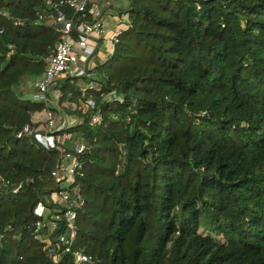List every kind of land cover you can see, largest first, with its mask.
Masks as SVG:
<instances>
[{
    "label": "trees",
    "instance_id": "1",
    "mask_svg": "<svg viewBox=\"0 0 264 264\" xmlns=\"http://www.w3.org/2000/svg\"><path fill=\"white\" fill-rule=\"evenodd\" d=\"M43 1L0 0V264H72L32 238L58 155L15 137L44 109L23 88L58 40ZM127 2L106 60L55 85L100 124L48 107L87 147L73 248L96 264H264V0Z\"/></svg>",
    "mask_w": 264,
    "mask_h": 264
},
{
    "label": "built area",
    "instance_id": "2",
    "mask_svg": "<svg viewBox=\"0 0 264 264\" xmlns=\"http://www.w3.org/2000/svg\"><path fill=\"white\" fill-rule=\"evenodd\" d=\"M125 1L126 5L118 7V10L116 6L112 7L104 0H44L45 8L52 10L48 17L58 34V40L52 51L42 59L44 67L41 75L34 79L24 78L27 89L32 92L31 101L42 103L44 109L33 114L31 126H23L16 132L15 137L31 138L44 151L58 155L50 176L59 191L51 193L48 197V203L55 204L56 208L48 211L42 201L36 202L32 209L35 218L32 238L43 245L46 255L53 258L66 255L72 264H96L90 255L73 248L76 237L75 218L83 205L76 182L83 175L82 163L78 156L87 150V147L74 142L71 133L65 131L74 120L66 114L57 117L48 107L86 115L91 126L100 124L99 109L90 99L74 101L70 100L68 95L62 101L55 85L57 81L69 77H90L91 59L97 52L104 51L102 48L105 47L106 51H109V56L118 37L129 27L128 14L124 9L128 0ZM110 9H114V12L109 15L107 11ZM38 19H41L40 15ZM14 24L17 25L18 22L15 21ZM81 56L84 57L83 60H80ZM78 85L81 91L93 89L90 83L83 89L80 83ZM89 111L91 114H88ZM69 144L71 148L67 147ZM54 193L57 198L51 197ZM61 229L65 231L63 234H54Z\"/></svg>",
    "mask_w": 264,
    "mask_h": 264
},
{
    "label": "rangeland",
    "instance_id": "3",
    "mask_svg": "<svg viewBox=\"0 0 264 264\" xmlns=\"http://www.w3.org/2000/svg\"><path fill=\"white\" fill-rule=\"evenodd\" d=\"M104 1H107L110 4V6H112V7L116 6L117 8L120 7V6H125L126 5V1L125 0H104ZM119 9L120 8H118V10ZM79 58H80V60H83L84 57L81 56ZM105 60H106L105 56H101L99 58V62L100 63L104 62ZM89 65H92V64H89ZM82 76H79V77H82ZM79 77H76V78H79ZM77 82L80 83L82 89L87 86L86 84L82 83L83 81H81V80H78ZM90 85L92 86L93 89H95V90L97 89V85L94 82H90ZM23 88H24V92H25L24 93L25 97L30 99L32 92L27 89L25 83H23ZM67 147L71 148V144L67 145ZM60 186H64V184H60ZM51 197L52 198H57V195L54 193Z\"/></svg>",
    "mask_w": 264,
    "mask_h": 264
},
{
    "label": "crops",
    "instance_id": "4",
    "mask_svg": "<svg viewBox=\"0 0 264 264\" xmlns=\"http://www.w3.org/2000/svg\"><path fill=\"white\" fill-rule=\"evenodd\" d=\"M121 7H123V6H121ZM114 12V9H110L109 11H107V13L110 15L111 13H113ZM104 51H102V52H97L96 53V55L91 59V63L90 64H92L91 66L93 67V66H96V65H98L100 62H99V58L101 57V56H105L106 58L108 57V55H107V52H109V51H106V49H105V47L104 48H102Z\"/></svg>",
    "mask_w": 264,
    "mask_h": 264
}]
</instances>
